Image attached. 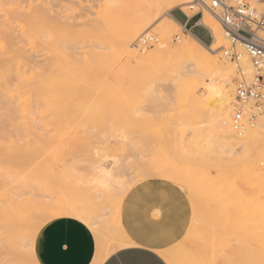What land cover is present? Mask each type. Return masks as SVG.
<instances>
[{
  "label": "rangeland",
  "instance_id": "rangeland-1",
  "mask_svg": "<svg viewBox=\"0 0 264 264\" xmlns=\"http://www.w3.org/2000/svg\"><path fill=\"white\" fill-rule=\"evenodd\" d=\"M2 2L1 8H4V11L10 15L8 21H17L21 27L25 28L45 26V28L62 30L66 35V39H70L67 41V45L68 43L70 44L68 46L80 42L86 46V49L92 43L103 47L105 45L104 42L106 43L104 38L108 36L107 32L128 26V21L136 13L143 12L146 4L142 0H2ZM48 4L58 6L55 17L49 15L51 9L44 7ZM172 10H178V8L175 7ZM176 18L184 20L183 15L178 11L176 12ZM194 20L192 19L189 25ZM97 30L99 31L97 32ZM149 30V33L157 36L158 41L145 47V50L153 49L162 39L157 25L152 26ZM195 31L202 41L205 43L209 42V36L202 26L197 27ZM145 33L147 32L142 34ZM183 33H186V31L183 30ZM94 34L97 39H103H88ZM142 34L134 38L132 49L135 51L138 48L134 45ZM176 37L177 34L175 33H173V36L171 35L170 41L173 45L178 42ZM221 44L226 48L230 45V41L221 42ZM73 49L70 50L68 48L67 50L74 55H71L72 58L76 57L77 60L73 58L72 61V58H69L71 56H69L68 61H66L67 63L70 61L68 64L74 66V68L72 67L73 70L65 62L63 63V68L60 66L63 65L62 62L52 63L50 61L52 64L48 68L50 70L54 68L53 70H57L58 72L55 73L58 74L61 67V70H66V73L71 74L70 77L73 74V76L75 75L74 78H76L74 80H78L77 78L81 75L79 77L76 76L78 74H74V70L83 69L85 72L88 68V71H92L95 66L99 67V70L94 68L95 74L94 71L91 74L88 73L89 75L87 73L82 74L83 78L89 77L90 88L86 84V88L74 87L70 90L61 89L62 91L52 93V101L50 102L52 106L50 107L51 122L47 124L37 122L38 124L35 123L30 128L13 127V129L8 126L5 127L7 129H4V127H0V156L2 155L0 157V165L4 176L13 180L11 182L13 186H20L21 184L27 186V188L31 186L28 189L34 192L36 199L43 201L42 205H49L50 207V205L62 203L66 198L81 199L82 205H85L83 201L84 203L86 202V205L89 204L90 207L94 208L93 211L94 213L96 212V215H100L103 205L100 206V202L93 203L91 199L92 191L82 187H85L87 181L83 185L75 182V176L71 172V163H65V160L70 155V152L66 151V149L70 147L73 140L77 137V121L83 118L88 122H93L97 112H107L127 126L129 131L139 133V141L146 145V147H143L145 159L141 161L142 164L155 166L166 171L174 176L178 182H182V188L187 190V193L181 191L185 196L187 206L184 226L176 234L169 232V230L166 231L173 238V243L176 242L177 237L183 241L184 233L187 232V223L191 219L192 205L193 203L196 205L198 223L192 227L189 238L170 253L179 258L177 254L185 252L188 254V264H198L199 260V262L206 261L207 257L203 252L210 249L209 244L211 241H215V245H218L217 249L222 255V264H259L262 250H264V122L261 125L257 123L250 136L242 142L246 147L241 149L240 152H235L238 142L232 146L233 153H227L221 158L212 157L211 159L209 158L211 156L206 155L208 157L206 158L204 154L198 153L197 149L193 148L196 144L189 141V136H184L189 134L186 131H190L192 126L193 128L202 127V110L211 103V101L206 102L205 95H201L199 92L187 94L184 91H178L173 87V84L172 87L175 91L171 96L168 95L165 89L160 88H157L155 92H150L142 86L144 78L155 75L162 79H171L169 73L164 71L156 72V69H153L148 64L142 63L146 66H141L140 62L138 63L139 68L143 69H139L137 68L138 61L127 60L126 57L118 59L112 55V58L109 59L92 58L90 53L79 54L78 49H74L75 51ZM96 49L97 51L101 49V52L103 50L102 48ZM217 55L220 61L224 59L223 62H232L223 56L221 50L218 51ZM84 58L88 60L84 61ZM111 62L113 63L112 67ZM104 63H110V67L107 68L109 65ZM232 63H234L233 65L236 68V75L233 78L235 82L238 78L237 66L245 68L241 62L237 65L235 62ZM88 64L90 67H88ZM100 67L105 69L101 70ZM67 68L71 69L68 70ZM144 68L146 71H144ZM249 72L251 70L247 73ZM52 73L51 75L55 74L54 71ZM96 74L97 76H95ZM82 77L79 79L80 81H82ZM82 89L84 92H80L83 91ZM85 89H87V92ZM161 92L164 94L161 95ZM59 95L60 97H58ZM57 101L58 104L56 103ZM211 104L213 105V103ZM60 110L62 113H60ZM213 118V114L209 113L208 120L210 121ZM262 120H264V116L259 117L258 122L260 123ZM66 121L67 123H65ZM190 124L193 125L190 127ZM187 125L188 128L185 127ZM184 127L186 131L182 132ZM2 131L3 133H1ZM184 140H186V143ZM177 141H182V146H177L176 144L177 147H175V150L179 152L176 155H180V160L176 155L174 156L176 152L173 146H175L174 142L177 143ZM184 143L186 145L195 144L193 147H189H192L191 150L196 151L198 155L196 152L190 151V148L187 149ZM178 147L184 148L189 152L184 154L183 151L181 152L183 149L178 150ZM195 147L197 148V146ZM12 148L13 150H11ZM181 154L183 155L182 158ZM5 155L6 157H4ZM196 156L199 158L197 157L196 159ZM26 157L28 159L31 158V163L27 166L21 163ZM2 160L5 162H1ZM37 170L41 171L38 173ZM197 170H200V172ZM211 181L217 186L211 184ZM205 184L207 188L204 186ZM208 185H211L209 186L210 188L213 186L211 190L210 188L208 189ZM168 186L177 190L176 185ZM87 192H89V195ZM189 194L191 199L188 198ZM106 199H110V197H106ZM121 213L122 211L117 213L110 212L102 216L106 220L103 223V226L106 225V227L104 226L105 229L102 227L104 231L102 233L103 236L106 234L104 237L107 239H111V236L112 239L118 237L119 233L124 231L121 224ZM165 217L166 214L160 210H153L150 214V218L155 221ZM225 221L229 223L225 225ZM207 226H210V231H208L209 228ZM250 229L254 233L258 231L257 236H261L263 240L255 237ZM214 230L216 232L219 231L216 233ZM222 230L225 232L221 233ZM217 236L218 238H216ZM213 237L217 240H214ZM202 242L208 246H203L205 250H202Z\"/></svg>",
  "mask_w": 264,
  "mask_h": 264
},
{
  "label": "bare ground",
  "instance_id": "bare-ground-1",
  "mask_svg": "<svg viewBox=\"0 0 264 264\" xmlns=\"http://www.w3.org/2000/svg\"><path fill=\"white\" fill-rule=\"evenodd\" d=\"M142 1L146 3L144 6L143 12L136 13L133 16V18L130 21H128V23H127V24H129L128 26L119 27L118 30H110L109 32H107L108 36H106L107 38H104L106 43L104 42L105 45L104 46L102 45L103 47L92 43V44H89L88 48L86 49V46L82 45L80 42H76L75 44L68 46L70 44L68 43V45H67V41L70 39H68V40L66 39V35L64 34V31H62V30H57V29L55 30V29L47 28V27L45 28V26L44 27L25 28V27H21L20 24L17 23V21H14V22L8 21L9 20L8 18L10 17V15H8L4 11V8L3 9L1 8L3 5V2H2V0H0V127H2V128L4 127V129H7L5 127H8V126L12 127V128L13 127L30 128L31 126L35 125V123H37V122H39L40 124H47V123L51 122L50 107H52V106H51L50 102L52 101L51 100V94L52 93H57L61 89L62 90H64V89L70 90L74 87L86 88L85 87L86 84H87V87L90 88L89 85L91 84V82H89L90 81V79H88L89 77L83 78L82 74L87 73V75H89L88 73L91 74L92 71H94V68L96 70L99 67L97 68L95 66L92 71H88L89 70V68H88V70L85 72L83 71V69H81L79 71L74 70V74H76V73L78 74L76 76L79 77V75H81L79 78H77L78 80H74L76 78H74L75 75L73 76V74H72V77H70L71 74L66 73L65 69H64L65 71L61 70V67H60V72L58 74L55 73L58 71L53 70L54 68L51 70L49 69L50 64L60 63V62H62V64L65 62V64H67L68 67L71 66V68L72 67L74 68V66H72L71 64H68L70 61L68 63L66 62V61H68L69 58L71 59L72 58L71 55H73L67 49L69 48L71 50L74 48L75 50L78 49L79 54L80 53H82V54L90 53L92 58L94 57V58H102V59L108 58L109 59V58H112L111 57L112 55L116 56L118 59L121 57H126L127 60L138 61L137 62L138 67L137 68H139V65H138L139 62L141 64L142 63L148 64L153 69H156V72L160 73V72L164 71V72L169 73L170 78L173 80V83H172L173 87L176 90L182 91V92L184 91L187 94H193V93L199 92V93H201V95L206 96V94H211V93H209L210 88H212L213 86L216 87L220 91V93H222L223 99H221L219 96H216L215 94H212L213 99L211 100V103H213V106L215 107L214 118L217 120V125H216L215 129H209L207 127H196V128L194 127L193 128V126H192L193 124L192 125L190 124L189 126L190 127L192 126V127H191L190 131L187 132L185 129L188 128V125L185 126L186 128L184 127V130L182 132L186 131V133H189V134H186L184 136L186 137L188 135L189 141L191 143H195L196 145L195 144H193V145L197 146V148L195 146L193 147V145L191 143H190V145H186L185 144L186 140H184L185 141L184 145L187 146V149L190 148L189 146H192L193 148H195V150L197 149L198 153L204 154L206 158H208L206 155L211 156V157H209L210 159L212 157L221 158L223 155H225L227 153H233L234 151L232 150V146L238 142L239 143L243 142L248 136H250V134L252 133V131L256 127L254 129L248 130L242 137H237L236 134L234 133V131L232 130V127L230 124L231 106L235 101L233 78L236 75V68H235V65H233L234 63H232V62H229V61L223 62L224 59L222 61H220L218 59V55H217L218 51L221 50L222 47H224V45L221 44V42L228 41L229 40L228 37L226 36L224 31L222 30L217 19L209 13H204L203 18L198 21L199 24H204L208 28L211 29L213 39L209 43H203L202 41L198 40L188 29H186L185 26L180 21H178L171 14L170 11L173 8L178 7V6H180L182 8V10H185L184 4L187 3L188 0H142ZM254 4L257 7L261 6L259 1L258 2L254 1ZM153 5H158L159 8L153 7ZM157 12H159V16L156 15ZM188 15L190 16L191 14L188 13ZM150 18H155L159 21L158 23H155L152 26L157 25V29H158L160 35L162 36V39L160 42H158L156 47H154L151 50L140 49V51H138V49H137V51H135L132 49L134 38H136L137 36H139L143 32L148 33V31H150L149 29L152 26L147 27ZM183 30H185L186 33H183ZM98 31L99 30H97V32ZM79 33H80V31H79ZM173 33L177 34L176 38L178 40V42L174 45L170 41L171 35L173 36ZM88 39L100 40L103 38L97 39L95 34H94L92 37H90ZM96 48H102L105 51L103 52V50H102V52H101L100 51L101 49L99 51H97ZM74 49H73V51H75ZM69 56H71V57H69ZM73 58L75 60L76 57H73ZM73 58H72V61H73ZM76 60H77V58H76ZM86 60H88V59L84 58V61H86ZM78 61H77V63H78ZM240 62L242 64V66L245 68V69H243L240 66V69L245 70V72H248L249 70H251V65L249 63V60L246 57L241 58ZM72 64H73V62H72ZM104 64H106V63H104ZM112 64L113 63L111 62V67H112ZM78 65L80 66V64H78ZM106 65H109V66H107V68L110 67V63L106 64ZM184 65L188 66L189 71L184 73L183 75H180V68ZM60 66H62L64 68V64L60 65ZM141 66H144V65L142 64ZM76 67H77V65H76ZM82 67H84V66H82ZM88 67H90L89 64H88ZM71 68H67V69L69 70ZM73 68L71 70H73ZM85 68L87 69V67H85ZM77 69H79V68H77ZM100 69H101V67H100ZM104 69H101V70H104ZM139 69H143V68L140 67ZM68 70H67V72H68ZM51 71L52 72L54 71L55 74L51 75V74H53ZM80 71H81V73H80ZM144 71H146V69ZM173 73H176L175 78L173 77ZM94 74H95V71H94ZM97 74H98V72H97ZM97 74L95 76H97ZM205 76L211 77V82L206 83L205 82ZM81 77H82V81L79 80V79H81ZM225 78H227V85L226 86H225ZM177 80H178V82H177ZM91 87H92V85H91ZM85 90L87 92V89H85ZM80 92H84V90L80 91ZM58 97H60V95ZM56 103L58 104V101ZM56 109H57V107H56ZM59 109H61V108H59ZM53 113H54V111H53ZM60 113H62L61 110H60ZM262 116H264V113L262 114ZM71 118H73V117H71ZM224 118H227L226 124L224 123ZM263 122H264V120H262V122L260 121V123L258 122V125L259 124L261 125V123H263ZM65 123H67V121ZM12 128H11V130H12ZM224 131L229 132V135L227 136V138H224ZM212 132H215L214 146L211 149H209L208 138ZM1 133H3V131ZM5 133H7V132H5ZM19 134H22V133H19ZM0 137H1V135H0ZM173 138L175 139L174 135H173ZM178 138H179V136H178ZM18 140H19V138H18ZM173 141H176V140H173ZM178 142H180V141H177V143L174 142V144H175V146H173L174 150H175V147H177L179 145L182 146V143H181L182 141L179 144H178ZM176 144H177V146H176ZM191 148H190V151L195 153L196 151L194 152L193 149L191 150ZM170 149H172V148H170ZM179 149H183V150H181V152L183 151L184 154L189 152V151L185 150L186 147H185V149L178 147V150ZM11 150H13V148ZM19 151H21V150H19ZM175 152L176 153L174 154V156L177 153H179V152H177V150H175ZM192 152H190V153H192ZM18 153H20V152H18ZM198 153H197V155H198ZM192 155H194V154H192ZM15 156H16V154H15ZM182 156L183 155L181 154V158H182ZM4 157H6V155ZM176 157H178V159H179L180 155H176ZM197 157L198 156H196V159H197ZM205 157H203V158H205ZM23 159H25V158H23ZM26 159H28V158L26 157ZM6 160H7V158H6ZM192 160L194 161V159H192ZM3 161L4 160H2L1 162H3ZM211 162H212V160H211ZM1 169H2V166L0 165V260H4L5 257L7 256L11 260L15 261L16 264H24V261L26 260L27 257L25 256V254L22 251L23 239H24L25 233L27 232V224H28L30 218L34 214L42 213L45 210H51L56 205H59V203H57L53 206L50 205V207H49V205L48 206L42 205L43 201H39L38 199H36L34 192H32L31 190L28 189L31 186H28V188H27V186H24L23 184H21L20 186H18V185L13 186L11 184V182H13V180L9 177H5L4 174L2 173ZM37 171L39 173L41 170L40 171L37 170ZM198 172H200V170ZM194 173H196V172H194ZM200 175H201V173H200ZM191 176H189V177H191ZM198 176H195V177H198ZM201 177L203 178V176H201ZM205 177H208V176H205ZM217 178H219V177H217ZM202 180H204V179H202ZM206 181H207V178H206ZM206 181H204V182H206ZM14 182H15V180H14ZM18 183H19V181H18ZM198 183L200 184V182H198ZM210 183L213 184L212 181ZM213 185L217 186V184H215V183ZM204 186H206V184ZM209 186H211V185H208V189L210 188ZM82 187L92 191V189H90L86 186L85 187L82 186ZM201 188H202V186H201ZM206 188H207V186H206ZM211 188H210V190H211ZM31 189H33V188H31ZM221 190L223 191V189H221ZM214 191H216V190L214 189ZM88 193L89 192H87V194ZM214 194H215V192H214ZM44 198H45V196H44ZM76 198H79V197H76ZM88 198H89V196H88ZM75 200H77V199H75ZM78 201L80 202L82 200L79 199ZM83 204H85V205L81 204L82 209L85 211L86 214H88L89 212L92 213V215L94 216V218L97 221L98 230L100 231V233L103 236L102 227L105 229L106 225H104L105 226L104 227L103 223L106 222V220H104L105 218L104 219L102 218V216H103V214H101L102 212L100 213V215H96V212L94 213V211H93L94 208L90 207L89 204L86 205V202L84 203V201H83ZM101 205H102V203L100 204V206ZM220 208H221V206H220ZM101 209H102V207H101ZM101 209H100V211H101ZM212 216H213V214H212ZM217 221H218V218H217ZM227 223H229V222L225 221V225ZM228 227H229V225H228ZM225 228H227V226H225ZM212 229H214V228L212 227ZM112 230H113V228H112ZM224 230H227V229H224ZM224 230H222L221 233ZM250 230H252V229H250ZM208 231H210V228ZM259 231H260V229H259ZM214 232H216V231L214 230ZM252 232H253V230H252ZM257 233H259V232L257 231ZM257 233L253 232V235H255V237H258ZM240 234H242V233L240 232ZM216 238H218V236ZM216 238L213 237L214 240H217ZM259 238H261V236L258 237V239ZM224 239H225V236H224ZM111 240H112V236H111V239L110 238L108 239V241H111ZM202 240H204V239H202ZM249 240H251V239H249ZM262 240H261V242H262ZM6 243H10V245H11V247L8 251L5 250V244ZM204 244L205 243H203L202 245L200 244V245L202 247L203 246L206 247L207 245H204ZM217 246L215 245V241H211L209 244L210 249L208 248L209 250L208 251L206 250L207 252L206 251L203 252V253H205V256L207 257V258L205 257L206 258L205 262H207V264L213 263V260L216 256V253L218 252ZM182 247H184V246H182ZM198 250H200V249H198ZM202 250H205L204 247ZM200 253H201V251H200ZM206 253H207V255H206ZM177 256L179 258H177L176 255L173 256L170 253V258L179 262V264H188L189 263L188 259H187L188 254H186L185 252L179 253V254H177ZM33 257L37 261V259L35 257V253H33ZM197 257H199V256H197Z\"/></svg>",
  "mask_w": 264,
  "mask_h": 264
},
{
  "label": "snow or ice",
  "instance_id": "snow-or-ice-1",
  "mask_svg": "<svg viewBox=\"0 0 264 264\" xmlns=\"http://www.w3.org/2000/svg\"><path fill=\"white\" fill-rule=\"evenodd\" d=\"M44 7L51 9L50 16L57 15V5L48 4ZM153 7L159 8L158 5H153ZM156 15L159 16V12ZM158 22L157 19L150 18L147 27ZM188 71V66L184 65L180 68V75ZM173 77H176V73H173ZM205 82H211V77L205 76ZM172 83V79H162L153 75L145 77L142 86L150 92H155L157 88L165 89L171 96L175 91ZM226 85L227 78H225ZM209 93L211 94L205 96L206 102L213 99L212 94L223 99L222 93L214 86L209 89ZM163 94L161 92V95ZM238 94L241 93L238 92ZM255 97L254 92V101ZM261 102L264 103V97H261ZM259 111L264 112V107ZM209 113L213 116L215 113V107L211 103L202 110L201 126L215 129L217 120L213 118L209 121ZM240 118L237 112L235 119ZM224 123H227V118H224ZM76 132L77 137L66 149L70 155L67 156L65 163H71V172L77 184L83 185L87 181L85 186L92 189L93 203L100 202L103 205L101 214L121 212L126 197L141 189H147L144 195L156 196L162 187L167 192L168 185H176L177 191L187 192L182 188V182H178L166 171L142 164L141 161L145 159L143 147L146 145L139 141V133L129 131L127 126L107 112H97L93 122H88L83 118L79 119ZM228 135L229 132L224 131V138ZM240 135L243 136L244 133L241 131ZM214 136L215 132L209 135V149L214 146ZM245 147L241 142L237 144L235 152H240ZM21 163L27 166L31 163V159L22 160ZM188 198L191 199L190 194ZM63 223L83 225L86 232L92 234V239L95 241V255L90 254L89 264H179L170 258V252L189 238L192 227L198 223V219L196 205L193 203L191 219L187 223V232L184 233L183 241L177 237L175 243L166 231L145 232L138 229L122 231L118 237L108 241L98 230L97 221L92 213L86 214L78 200L66 198L51 210L34 214L30 218L23 239L22 251L27 257L24 264H38L33 253L41 234L46 229ZM10 247V243L5 244L6 251ZM126 250L134 253V256L126 257L124 255ZM0 264H16V262L6 256L4 260H0ZM198 264H207V262H198ZM259 264H264V250H262Z\"/></svg>",
  "mask_w": 264,
  "mask_h": 264
},
{
  "label": "built area",
  "instance_id": "built-area-1",
  "mask_svg": "<svg viewBox=\"0 0 264 264\" xmlns=\"http://www.w3.org/2000/svg\"><path fill=\"white\" fill-rule=\"evenodd\" d=\"M254 1H259L261 6L257 7ZM177 8L187 21L195 19L194 23L205 29L209 42L213 39L211 29L198 21L203 18L204 13L214 16L230 41L228 47L221 48L223 56L236 65L243 57L249 60L251 72L247 73L237 66L235 101L230 113L232 130L237 137H242L240 132L245 134L254 129L264 113L259 111L264 107L261 102V97H264V0H188L184 4L185 10L180 6ZM157 41V36L148 32L139 37L135 47L144 49ZM237 112L241 116L239 120L235 119Z\"/></svg>",
  "mask_w": 264,
  "mask_h": 264
},
{
  "label": "crops",
  "instance_id": "crops-1",
  "mask_svg": "<svg viewBox=\"0 0 264 264\" xmlns=\"http://www.w3.org/2000/svg\"><path fill=\"white\" fill-rule=\"evenodd\" d=\"M177 11L180 12L171 11L175 18ZM177 20L202 41L195 31L199 25L194 22L189 25L190 21L185 17L184 20ZM146 192L147 189H141L126 197L121 213L123 230L138 229L145 232L169 230L176 234L186 220L187 206L184 194L169 186L167 192L162 187L156 196L144 195ZM153 210H160L166 214V217L158 221L152 220L150 214ZM34 253L39 264H89L90 254L95 255V241L83 225L63 223L50 227L41 234ZM124 255L131 258L134 253L126 250ZM221 258L222 255L218 251L212 264H222Z\"/></svg>",
  "mask_w": 264,
  "mask_h": 264
}]
</instances>
